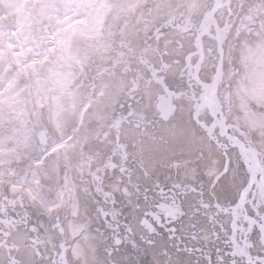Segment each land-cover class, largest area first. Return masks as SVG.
I'll return each mask as SVG.
<instances>
[{"label": "bare ground", "instance_id": "obj_1", "mask_svg": "<svg viewBox=\"0 0 264 264\" xmlns=\"http://www.w3.org/2000/svg\"><path fill=\"white\" fill-rule=\"evenodd\" d=\"M133 1L56 0L54 5L50 4L54 16L50 15L44 20V0H0V175L8 174L12 178L21 175L18 187L28 189L30 195L43 206L54 204L60 191L64 195L69 190L71 193L75 191L73 196L77 197L78 203H73L72 216H69L67 226L71 244L64 241L59 243L61 238L58 237L54 244L59 247L69 246L72 251L70 260L74 264H108L105 260H96L103 257V246L97 240L96 233L99 230L92 221L94 207L89 188L86 187L89 180L77 178L79 186L73 187L75 182L70 180L71 183L67 184L64 176L57 177L54 167L48 168L50 173L40 166L34 167L30 161L45 149V144L49 145L53 155L65 153L64 160L72 170L82 165L83 173H93L99 191H110L108 186L118 188L120 194L116 198L110 194L118 205L119 217L113 218V224L121 240V259L131 258L132 263L129 264H145L144 259L151 256L156 264H163L166 260L169 262L165 264H178L186 257V264H211L209 260H204L207 257L201 247L190 245V238L186 237L185 216L177 217L175 214L167 217L164 220L166 224L158 221V227H150L154 234L138 224L132 226V231L129 223L124 220L141 205L142 198L145 201L146 196H151L155 183L159 180L167 181L175 173L186 175L193 169L198 172L204 170L202 185L207 181L208 193L213 200L216 197L228 201L230 192L233 193L238 182V178L233 180L230 177L226 180L223 177L225 169L222 153L225 149H219L220 144L216 142L213 128L206 130L207 126L203 129L197 126L199 121L195 114L190 116L186 98L170 118H165L163 113L159 114L153 108V93L148 90L162 80L160 71L165 70L168 63H174L170 71L176 74V62L192 49L193 42L189 33L173 32L169 28L162 33L155 27L148 29L144 35L142 31L145 21L147 25L154 21L155 2L160 3L164 12L172 10L176 0H140L136 8L141 15L134 25L130 23L128 35L122 37L124 43H127L121 52L122 57L100 67L95 74L97 82L93 77L72 78V73L80 65V59H85L90 53H95L104 61L110 59L111 38L99 41L100 36L94 34L100 24L104 23L105 15L110 13L117 18L120 10ZM204 1L207 2V8L211 0H181L186 6L180 7L178 12L198 18L203 12L200 3ZM231 1V13L236 15V11H240L239 25L227 30L226 39L220 48V59H217L216 73L221 72L222 75L223 69L235 76L231 85V106L235 112L230 121L240 126H249L253 130L260 126L255 140L264 151V21H259L264 18V0H248L249 6L243 7L238 6L241 0ZM34 3L35 7L32 8ZM253 5L257 6L254 13L251 12ZM106 6H109L107 10ZM145 6L147 9H144ZM28 10L31 18L27 14ZM210 17L206 15L203 23H213L215 35L220 38L224 27L217 26ZM124 18L125 15L120 20ZM110 23H113V19ZM250 27L252 31H248ZM140 49H144L147 55H143ZM46 55H50L51 61L44 59L40 62ZM119 60L120 65L116 63ZM129 72L137 73L140 79L136 78V81L144 90L148 89L139 94L142 107L132 109L131 115H120L124 125L121 134L116 132L114 140L104 133L94 140L93 134L98 123L116 105L124 82L130 79ZM216 73L211 70L210 63L203 64L200 70V80L210 84V88L204 86V96L210 102L209 107L216 103L212 96L216 94ZM200 103L196 105L197 110L206 106L204 102ZM46 107L51 112L50 117L58 127V132L53 131L47 140L35 144V136L44 125L43 111ZM79 118L82 121L77 126ZM85 122L87 126H82ZM121 139L129 145L130 160H126L125 156L124 159L110 160L111 143L120 145ZM141 142L146 143L141 146ZM93 153H98L99 159L92 157ZM24 160L27 166L23 164ZM192 173L195 179L198 173ZM189 188L193 186L189 184ZM16 197L18 203L12 199L8 201L12 213L7 214L4 206L1 210V213L6 214L7 222L0 223V264H31L39 260V254L45 248V244L38 243L29 232L27 210L23 206L31 213L34 211L22 194L17 193ZM193 200V195L183 199L186 204H191ZM122 208L124 211L120 212ZM176 211L173 208L171 212ZM169 223L176 224H170L176 230V238V234L169 230L173 229ZM9 225L10 229L6 231ZM126 230L130 233H126ZM46 231L56 232L49 225ZM179 243L182 244L177 245ZM257 245L255 242L252 246L254 250L258 249ZM32 251H36L34 258ZM230 261L232 263L233 260Z\"/></svg>", "mask_w": 264, "mask_h": 264}, {"label": "rangeland", "instance_id": "obj_2", "mask_svg": "<svg viewBox=\"0 0 264 264\" xmlns=\"http://www.w3.org/2000/svg\"><path fill=\"white\" fill-rule=\"evenodd\" d=\"M216 2H218V6L216 8L214 7L215 5L213 2L208 5V8L212 9L214 7L212 14L215 17V20L219 24V26H222V22L224 19L228 18V20H230L233 16L231 13L232 1L230 0L229 2H224V0H216ZM238 6H240V7L249 6V2H248V0L247 1L241 0L240 4ZM255 6L256 5H253V7H252L253 9H251L252 13L256 12ZM236 13L237 14L232 19L234 24L239 21L240 11L237 10ZM202 17L200 16L199 18H189L188 19L189 21L191 20V22H193V27L188 28L184 32L185 33H188V31L191 32V34H189L190 40L194 39L193 38L194 36H192L193 34L194 35L197 34V32H198L197 28L198 29L200 28V24L198 23V21ZM188 20L183 18V16L179 13V14H172V16L170 17L168 22H169V24H172V25H176L178 23L180 26H186V22L188 23ZM194 24L196 25L197 28H195ZM208 27L210 28L209 31L211 32V36H209L208 34H204V36L202 37L203 57H204L203 63L205 61H209V63H211V60H214V59H212L213 55L214 56L218 55V53H217V41H216V38L213 36L214 31L211 29L212 27L210 24L208 25ZM158 29H159V31H162L165 28H164V26H158L157 30ZM179 32H180V30H179ZM207 48H211V49L209 51H207ZM197 51H198L197 45L194 44V46H192V49L189 53H186V54L184 53L182 55V57L179 58V60L176 62V64H178V69L180 66H182V68L179 72L180 74L177 77L174 76V74L170 71L172 64H174V63H168L165 70L163 72L162 71L160 72V73L165 74V76L163 77V80L156 83L153 89H151V90L147 89L149 92L153 93L152 103H153V108H155L157 110V113L160 114L158 106L164 102L165 106L168 108V110L166 112V113H168V115H166V114L165 115L170 118V116L175 114L174 113L175 110H177L178 107L180 108L181 102L183 100H185V98L188 101L189 111L194 112V108L193 107L191 108V106L193 104V103L191 104V101H193L194 99H199V97H197L198 91L197 92L195 91V89H197L198 85L196 84V82L192 76V71H194V64L198 59V52ZM208 52H210V53H208ZM211 66H213V64H211ZM223 76L227 77V78L229 77L228 75L227 76L223 75ZM221 79H223V78L221 77ZM130 84H132V82ZM135 88H136L135 89L136 92L133 95L130 96L129 92L125 93L124 98L121 101L123 104L121 105V107L119 109H121V112L125 115H131L130 111H132V109L135 110V108H136V110H137V108H139L138 106L143 105L142 100L139 98V94H140V92L147 91V90H144L143 88H141V90H140L138 83L136 84ZM181 89H183L182 91H184V94L183 93H181L180 95L174 94L176 92H179ZM218 89H219L218 90V96L221 99L225 98L226 87H223V86L220 87L219 86ZM192 91H195L194 94H192ZM192 97H195V98H192ZM201 111L203 112V110H201ZM195 114H196V116H198L197 111H195ZM200 118L202 119V121L205 120V122H206V120L209 118V114L208 113L203 114V116H201ZM123 125H124L123 120L118 119L117 122L114 120L104 130L108 132L109 136H111V139H114L113 134H116V132H119V134H121V129L123 128ZM197 125L199 127H201L198 123H197ZM144 143H146V142H141L140 145L143 146ZM119 146H120V149H118V154L119 153H120L119 155L123 154L125 156V159L129 161L130 160V156H129L130 152H128V150L130 149V148H128L129 145H127L125 142H122V139H121ZM111 147H112V145H111ZM136 148L139 149L138 146H136ZM234 157L235 158H232V159L234 161L235 166H233V162L231 165L224 166L225 172L223 174V177L226 180H228L230 177H233V180L238 178L237 186L235 187L233 193L230 192V195H231L230 198L231 199L228 202L222 203L223 206L227 207L228 211H223V209H216V207L213 206L212 202L210 201L211 198L205 197L206 193L202 194V191H200V193L202 195L201 198L194 201V204H191V205L186 204V203H184V201H182V198L186 194V192H185L186 188L183 189V192H182V190H180L181 191L180 192L179 188L174 187V185L177 186L176 182H174V184H164L165 180H163V181H159V183L162 182L161 183L162 186L160 188L161 189L160 194H162V196H163L162 197L163 201H161V202L156 201L154 199L155 197L153 196L154 191L153 192L151 191L152 196H146L145 198H147V200H145V201H143V198H142L141 205L132 211L130 218H129L130 219V222H129L130 225L135 226V224H138L142 228L149 231V233L154 234V230H150V227L153 226V229L155 227H158L159 226L158 221H160L163 224H166L164 221L165 218H167V216L170 217L169 214H166L167 209L160 207L161 205H165V203H167L170 207H172V208L177 207L179 210L183 211L184 213H180L179 216L183 214L182 216H185L191 222L189 225H187L188 221L185 222V225L189 226L187 228L188 231L186 233H189L190 229L195 228L196 224L199 223L200 220H202L203 222L208 221V224L214 225L217 229H219V226L226 227V231L221 230L220 234H219V236H220L219 245L222 243L224 250L221 253V250L216 251L215 247L212 248L213 255H211V257H209L210 262H212V263L217 262L218 263V261H216L217 260L216 257H218L216 255V253H221V254L224 253L225 258L222 261L219 260V262H221V264H232V263L238 264V262H241L242 264H244L245 258H243L244 257L243 254L246 252V248H245V243H246V239H247L246 233L249 236V229H247L243 233L241 230H239V228H236L235 233L232 232V229H234L233 226L237 225L238 222H240V221H238V218L234 219L231 214H227V212H229L230 203L234 202V200L237 199L239 192H241V190L243 189V186L247 180L246 179L247 178L246 170L243 169V167H240L241 158L235 152H234ZM123 159H124V157H123ZM127 165L129 166V164H127ZM121 183H120V185H121ZM170 185H172V187H168ZM156 187H158V186H156ZM103 193H105V192H103ZM147 193H149V192L147 191ZM257 198H258V193L253 195V197H251V204L256 206L260 200ZM6 199L7 198L4 197L2 202L6 206V213L9 214L12 212V210L10 209L11 206L7 204L8 201ZM102 199H103V201H97V202L95 201V203H94V213L98 214L100 216L99 218H97L95 216L94 222L101 224V216L103 215V213H105L103 215L102 219H104L105 215H107L108 220L105 221L104 223L102 222V224L106 225L107 229L109 230V233H106V238L109 240V242L107 243L108 244L107 248H109L111 250L116 248V247L120 248L121 240L119 239V235L115 231V229H114L115 227L112 223L114 215H117V214H113L114 212L117 211V205L111 196H108V195L103 196L102 195ZM164 201H167V202H164ZM110 202L112 204H108ZM220 202H222V201L220 200ZM104 203H107V204H104ZM189 205H190V207H189ZM1 206L2 205L0 204V210H1ZM143 206H145V207H143ZM194 206L197 208V212L191 211V213H190L191 208ZM210 208L213 210L215 209L217 211L216 213H213V215L215 217H213V218L211 217V219L213 221H211L209 218H207L208 215L206 217L205 213H201V211H205V210L210 209ZM102 211H104V212H102ZM94 213H93V215H94ZM4 217L6 218V215L0 213V219H2ZM142 217L143 218L145 217V219L148 222H150L151 226H145V224H142L141 223ZM177 217H178V215H177ZM240 218L242 219L243 223L247 222V220H245V218L243 216H240ZM176 220H177V218H176ZM0 221H3V220H0ZM170 224H173V223H169V226L173 227V229H169V230L171 231V233L173 232L176 234V230L174 229V226H173L176 224H173V225H170ZM230 225H231V227H230ZM29 231L32 232L34 235V231H32L31 228H29ZM114 231L116 233H114ZM177 231H178V229H177ZM126 233H130V232L128 230H126ZM175 234H173V235H175ZM34 236L37 239V241L39 242V237L36 235H34ZM177 236L178 235L176 234L175 238ZM191 236L187 234L186 237H188V239L190 238L189 242H191V243L193 242L195 244L196 243L195 238H194V236H192L193 238ZM252 237H254V238L257 237V234L256 235L253 234ZM217 238L219 239V237H217ZM233 238L235 240H233ZM181 241H183V240L181 239ZM193 243H192V245H194ZM180 244H182V243H179L177 245H180ZM222 245H220V246H222ZM54 247L57 249V251L60 250L58 245H54ZM242 248L244 249L243 252L241 251ZM104 251H106L105 246H104ZM119 251H120V249H119ZM39 255L42 259L44 257H46V258L51 257V254L45 255V254H43V252H41ZM107 258L108 257H106V254H105L101 258H96V260H98L99 262L101 260H105L108 262ZM63 260H64V253L57 252L53 255V261L55 264H64L65 260H64V262H63ZM139 260L142 261V259H139ZM187 260L188 259L186 257H183V261L182 262L180 261V262L186 264ZM204 260L207 261V258H205ZM230 260H233L232 263ZM144 261H145V264H149L152 261L154 262L155 260H154V258H152L150 256L147 259H144ZM166 261L169 262L168 260H166ZM195 261H198V259H196ZM180 262L178 264H181ZM122 263L129 264V263H132V260H131V258H125V259H123ZM164 263H166V262H164Z\"/></svg>", "mask_w": 264, "mask_h": 264}]
</instances>
